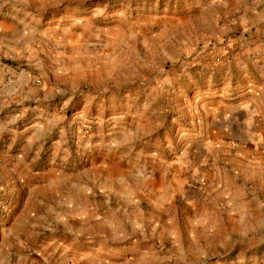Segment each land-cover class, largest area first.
Returning a JSON list of instances; mask_svg holds the SVG:
<instances>
[{
	"label": "rangeland",
	"instance_id": "obj_1",
	"mask_svg": "<svg viewBox=\"0 0 264 264\" xmlns=\"http://www.w3.org/2000/svg\"><path fill=\"white\" fill-rule=\"evenodd\" d=\"M251 2L0 0V264H264Z\"/></svg>",
	"mask_w": 264,
	"mask_h": 264
},
{
	"label": "crops",
	"instance_id": "obj_2",
	"mask_svg": "<svg viewBox=\"0 0 264 264\" xmlns=\"http://www.w3.org/2000/svg\"><path fill=\"white\" fill-rule=\"evenodd\" d=\"M251 3L254 7H251L253 11L247 17L249 19L248 26H257L254 39L250 41L252 45H249V42L246 41L243 46V42L240 41L239 44L238 40H232L233 43L231 44L241 48V52H252L255 49L264 50V0H252Z\"/></svg>",
	"mask_w": 264,
	"mask_h": 264
},
{
	"label": "built area",
	"instance_id": "obj_3",
	"mask_svg": "<svg viewBox=\"0 0 264 264\" xmlns=\"http://www.w3.org/2000/svg\"><path fill=\"white\" fill-rule=\"evenodd\" d=\"M230 58H229V56H217V57H215V61H214V63H221L222 61H224V60H229ZM38 83L40 82L39 80L37 81Z\"/></svg>",
	"mask_w": 264,
	"mask_h": 264
}]
</instances>
